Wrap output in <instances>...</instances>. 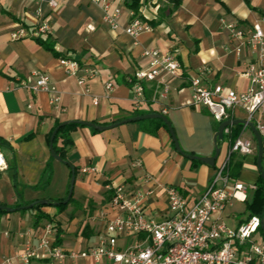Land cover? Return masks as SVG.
I'll use <instances>...</instances> for the list:
<instances>
[{
	"label": "crops",
	"instance_id": "crops-1",
	"mask_svg": "<svg viewBox=\"0 0 264 264\" xmlns=\"http://www.w3.org/2000/svg\"><path fill=\"white\" fill-rule=\"evenodd\" d=\"M49 1L0 0V137L9 143L8 148L0 150L6 159V166L0 168V203L19 207L30 201L48 202L40 210L14 211L0 218V262L10 256L14 257L13 264H21L15 254L23 252L31 240L35 244L49 222L43 218L35 227V215L55 213L56 208L49 205L69 192L71 169L56 159L52 161L51 180L45 185L51 157L48 135L57 120L112 123L135 117V112L161 113L169 119L182 151L211 157L220 149L214 166L201 161L193 164V159L176 149L170 129L156 128L152 119L120 122L97 133L90 126L77 127L71 132L73 143L67 145V158L78 169L73 199L55 219L66 231L64 248L73 249L65 246L66 235L84 247L97 240L104 228L98 211L121 185L129 192H151L145 200L146 215L155 220L169 215L167 186L179 188L192 199L201 195L214 178L217 166L229 154L231 140L227 134L223 140H216L220 123L208 109L191 102L189 78L199 75L206 86L221 84L235 91L248 89L250 81L243 71L256 56L247 44L233 43L222 19L238 20L244 26H264V0H249L257 10L251 9L246 0H179L181 4L176 9L173 8L177 0H141L142 19L148 24L151 20L160 22L135 39L125 31L133 17V10L126 5L130 0H114L122 8L118 30L105 23L104 11L94 0H56L55 7ZM39 9L50 24L57 50L79 61L77 75L70 74L60 58L31 37L13 38L12 33L22 23L31 27L39 22ZM151 48L176 53L185 73L145 82L137 107L126 82L148 65L144 51ZM36 70L50 75L61 95L59 106L52 102L53 92L28 88ZM80 77L88 78L89 92L78 82ZM109 82L113 84L111 89L107 88ZM164 84L168 85L167 90ZM247 117L243 108L234 110V119L246 121ZM261 117L264 121V114ZM30 133H34L33 137L25 140ZM241 134L253 142L254 151L234 154L232 166L240 162L241 167L233 178L257 188V138L246 123ZM12 161H16L18 168L16 186L8 169ZM262 165L264 168V158ZM86 168L94 170L85 172ZM59 176L64 179V189L53 196L49 190ZM254 191H249L248 199ZM242 211L245 212V203L235 202L215 217L234 220L235 213ZM80 223L83 226L77 232ZM89 228L93 232L88 234ZM74 233L79 235L73 237ZM50 261L41 263L52 264Z\"/></svg>",
	"mask_w": 264,
	"mask_h": 264
},
{
	"label": "built area",
	"instance_id": "built-area-1",
	"mask_svg": "<svg viewBox=\"0 0 264 264\" xmlns=\"http://www.w3.org/2000/svg\"><path fill=\"white\" fill-rule=\"evenodd\" d=\"M104 11L105 23L114 30L121 28L122 8L114 0H94ZM56 0L49 1L51 7L57 6ZM38 10L39 22L30 29L22 25L12 33L13 38L46 36L50 24L42 18ZM125 28L137 39L151 26L136 13ZM223 27L229 32L233 43L247 44L255 54V61L249 62L243 73L249 78L250 85L244 91L228 89L221 84L206 86L201 77L189 78L192 88L191 102L208 109L218 123L234 119V110L243 108L264 138V26L252 24L244 26L238 20L222 19ZM149 59L148 65L136 71L130 79L134 103L140 106L145 82L161 79L163 75L183 76L184 66L174 52L151 48L144 51ZM69 73L77 75L81 65L76 59L60 58ZM28 88L35 91L53 92L52 102L59 106L61 95L57 93L50 75L42 70L33 72ZM88 78L80 77L78 82L86 92L90 91ZM164 83V80H161ZM112 83L107 84L111 89ZM164 89L168 85L164 84ZM97 103V101H95ZM259 115V117H258ZM232 125L224 129V134L232 133ZM253 142L242 134L234 141L229 154L216 168L214 178L201 195L192 199L175 186H167L169 215L161 220L148 218L145 200L151 193L129 192L124 185L117 187L114 194L102 209L98 218L104 223L95 242L88 243L83 249H66L56 245L57 228L47 222L33 244L29 241L23 252L15 257L21 264H42L52 259L59 264H264V243L255 241L263 218L252 216L237 226L216 218L235 202L245 203L254 185H247L230 174L232 155L253 153ZM6 166V159L0 152V168ZM94 170L90 168L84 171ZM32 237V236H31ZM14 257H5L0 264H13Z\"/></svg>",
	"mask_w": 264,
	"mask_h": 264
},
{
	"label": "trees",
	"instance_id": "trees-1",
	"mask_svg": "<svg viewBox=\"0 0 264 264\" xmlns=\"http://www.w3.org/2000/svg\"><path fill=\"white\" fill-rule=\"evenodd\" d=\"M246 2L249 4V6L251 7V9L253 10H257V8L253 7L250 5L249 0H246ZM180 1L177 0L175 2V6L173 9H176L177 7L180 6ZM127 7L131 10H133L137 16L142 18L141 15V10H142V5H141V0H130L129 2L126 3ZM16 20L19 21V19H17L16 17H14ZM160 21H155V20H151L149 22V25L155 26L156 24H158ZM19 23H21L19 21ZM22 26L24 28L30 29L31 27L22 23ZM33 40H35L38 44H40L43 48H45L46 50L52 52V54L57 57V58H67L69 59L67 56H65L63 53L59 52L56 48V41L55 39L52 37L51 33L48 32L47 35L41 36H35L33 35L31 37ZM77 60V59H76ZM132 78V77H131ZM130 78V79H131ZM126 84H128L129 86L132 85L131 81H127ZM151 113V112H148ZM148 113H144V112H135L132 115L133 116H139V115H144V114H148ZM151 121H154L157 123L156 128L160 127V126H165L167 128H171L173 130V127L171 126V123L169 121V119L167 118V122L163 121L162 119H157L154 118ZM122 122V120H118V121H114L112 123H100L98 121H68V122H63L60 120H57L55 123V126L53 127V129L51 130V132L48 135V142L50 144V139L51 136L54 132L55 129L58 128L55 138H54V149L57 152V154L60 156L61 161L66 163L67 165L69 164V160L67 158V145H70L73 143L72 137H71V132L73 130H75L77 127L79 126H90L91 130L93 133H97L102 131V129H100V127H106L115 123H120ZM242 126L243 123H238L236 125H232L231 129H232V133L230 134V144L231 146L233 145L234 141L241 135L242 132ZM34 135V133H30L27 136L24 137L25 140H28L30 138H32ZM173 136H175L174 130H173ZM264 140V138H263ZM62 141V145L59 144V142ZM9 147V143L7 140H5L3 137H0V150L3 148H8ZM264 150V147H263ZM1 152V151H0ZM2 153V152H1ZM182 154L186 155V156H195L193 153H188L185 151H182ZM236 156L233 154L232 155V161ZM264 158V157H263ZM54 160V158L50 157L49 161L47 162V170L49 171V177L48 179L45 181V185L48 184L51 180V176L53 173V168H52V161ZM193 164H196L198 162H200L197 159H193ZM69 166V165H68ZM70 167V166H69ZM241 167V163L240 162H236L234 163V166H232V162H231V168H230V174L232 177L236 176V170H238ZM76 174H77V167L74 166ZM235 168V171H234ZM8 169L12 172V177H13V182L15 184V186L18 183V168H17V164L16 161H12L9 163ZM71 182V180H70ZM69 190H70V183H69ZM69 194V192H68ZM67 194V195H68ZM67 197V196H66ZM66 197L57 200L56 202L59 201H63L64 199H66ZM73 199V194L69 200V202L65 205L62 206H57L56 204H51L53 208H56V212L55 213H43V212H39L35 215L34 217V221H33V225L35 227L39 226L40 221L43 218H47L49 222H52L55 224V227L57 228V233H56V245H62L63 244V236L66 234V231L62 228V226L55 220L56 217L62 213L65 209L66 206L71 202V200ZM55 203V202H54ZM29 204H33V207L31 209H36V210H40L42 209V207L46 206L47 204H42L40 202V200H36V201H30V202H26L23 205H29ZM0 205H2L5 208H0V218L9 213L6 209V207H9L3 203H0ZM20 205V206H23ZM29 209H22L20 210L21 212H26ZM245 212L247 213V217L244 221H241V223L247 221L248 219H250L252 216H259L261 218H264V180L262 178V176L260 175L259 177V185L257 186V188L255 189L251 199H247L245 202ZM259 232L261 233V235L264 238V234L262 229H259ZM48 260V259H47Z\"/></svg>",
	"mask_w": 264,
	"mask_h": 264
},
{
	"label": "water",
	"instance_id": "water-1",
	"mask_svg": "<svg viewBox=\"0 0 264 264\" xmlns=\"http://www.w3.org/2000/svg\"><path fill=\"white\" fill-rule=\"evenodd\" d=\"M154 118L162 119L163 121L167 122V117L161 113H148V114L139 115V116H135V117H131L129 119L123 120L122 123L131 122V121H133V122L134 121H142V120L154 119ZM241 122L248 124L252 128V130H253L256 138H257L258 148H259L258 156H257V166H258L260 175L262 176V178L264 180V168L262 165L263 157H264V150H263L264 141H263V137H262L261 133L258 131V129L255 127V125L252 122H250L248 120L242 121V120H237V119L225 120L222 123H220V125H219L218 131L216 133V140L217 139H219V140L224 139V129L227 126L236 125V124L241 123ZM118 124L119 123H115L113 125L102 127L101 129L103 130V129L111 128V127L118 125ZM57 130H58V128L54 130V132L51 136L49 148H50V152H51L52 157L56 160L61 161L60 156L57 154V152L54 149V138H55ZM170 131H171V134L173 136V130L171 128H170ZM173 141L175 143L176 149L182 153V150L179 146V143L176 139V136H173ZM219 155H220V149L218 148L215 155H213L211 157H200V156H188V157L191 159H197L203 163L214 166ZM68 165L70 166V169H71V182H70L69 194L67 195L66 199H64L63 201L52 203V204H56L57 206H62V205L67 204L69 202L72 194H73V191H74V186H75V181H76V171H75L74 165L71 162H69ZM40 202L42 204H48V202L46 200H40ZM32 207H33V204H29V205H23V206H19V207H6V209L8 212H14V211H20L22 209H31ZM0 208H5V207L0 205ZM260 228L262 229L263 234H264V218L261 222Z\"/></svg>",
	"mask_w": 264,
	"mask_h": 264
},
{
	"label": "rangeland",
	"instance_id": "rangeland-1",
	"mask_svg": "<svg viewBox=\"0 0 264 264\" xmlns=\"http://www.w3.org/2000/svg\"><path fill=\"white\" fill-rule=\"evenodd\" d=\"M64 179L61 177V176H59V178L56 180V182L53 184V186L51 187V189L49 190V192L53 195V196H56V195H58L59 194V192H61V190H63L64 189ZM243 205V204H242ZM239 206L240 205H238V206H236V208L238 207L239 208ZM49 207H52V206H50L49 205ZM237 208V209H238ZM236 209V210H237ZM236 214V216H237V218L236 219H234V220H232V219H224V221H226L229 225H231V226H237V225H239V222H240V220L241 219H244V218H246L247 217V213L246 212H236L235 213ZM61 223V222H60ZM61 225V224H60ZM63 225V224H62ZM82 223H80L79 225H78V229H77V232H79L80 230H81V228H82ZM89 231H91V232H93V230L92 229H90L89 228V230H87L86 231V233H88L89 234ZM76 234V235H75ZM79 234H77V233H74V235H73V237H76V236H78ZM85 237H87V236H84V238ZM255 241L257 242V243H259V244H263L264 243V238H263V236L261 235V233L259 232V233H257L256 235H255ZM84 242V241H83ZM65 246H67V247H72V248H75V247H77L78 249L79 248H82V247H84L83 245L81 246L80 244H75L74 242H73V238L72 237H70V235H66L65 236ZM51 261H50V263H52V264H59V262L58 261H53L52 259H50Z\"/></svg>",
	"mask_w": 264,
	"mask_h": 264
}]
</instances>
